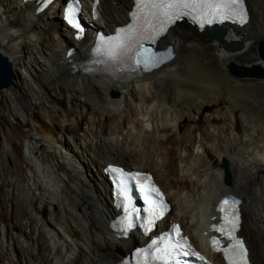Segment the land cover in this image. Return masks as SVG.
I'll return each mask as SVG.
<instances>
[{
	"label": "bare ground",
	"instance_id": "6f19581e",
	"mask_svg": "<svg viewBox=\"0 0 264 264\" xmlns=\"http://www.w3.org/2000/svg\"><path fill=\"white\" fill-rule=\"evenodd\" d=\"M66 1L36 13L34 0H0V52L14 74L0 91L8 112L0 128L2 205L12 209L0 264H119L121 250L142 241L110 228L117 210L103 172L108 162L149 171L172 206L167 219L200 249L218 199L240 196V234L252 264H264V104L241 94L264 89V81L226 71L230 64L264 69L256 52L264 0H245L246 23H222L224 39L239 48L202 42L212 25H175L157 45L170 47L171 57L129 80L87 68L95 31L130 21L135 0H82L81 33L63 20ZM215 104L226 109L194 118ZM184 118L195 126L185 128ZM218 161L228 163L229 187Z\"/></svg>",
	"mask_w": 264,
	"mask_h": 264
},
{
	"label": "snow or ice",
	"instance_id": "6c2138e0",
	"mask_svg": "<svg viewBox=\"0 0 264 264\" xmlns=\"http://www.w3.org/2000/svg\"><path fill=\"white\" fill-rule=\"evenodd\" d=\"M135 5L137 11L133 13V16L137 20V24L120 29L118 35L108 40L101 37V48H98L97 51L103 50V53L112 60L131 54L135 58V64L138 67L143 65L145 70H150L156 66L159 59L156 54L149 52V50H141L142 40L150 39L154 42L156 34L162 32L166 24L173 22L182 15L195 13L193 18H198L202 26L205 22L211 23L213 19H236L241 23L246 22L244 0H135ZM69 21L73 23L74 27L80 29L81 32L83 31L79 23L73 19L71 11L69 12ZM141 26L143 33L140 31ZM112 171L120 176L122 184L126 183L128 174L119 169ZM133 178L138 180L140 191L144 193V198L149 204L151 218L148 220L147 226L151 227L157 218L163 216L162 194L154 185L147 183L150 181V177L141 178L140 174H136ZM153 196L157 198L155 201L152 199ZM222 203L227 206L229 213H234V205L238 202L232 201L230 204V201L225 199ZM221 211H225V208L222 207ZM225 221V226L214 227V230L223 232L230 240L234 241L232 245L234 251H231V255L235 256L236 259H232L230 264H248L247 250L244 248L243 241L234 236L238 226V215H233L231 220L226 215ZM127 227H132L130 218ZM165 241V247L158 249L160 255L156 257L157 260H162L167 264L168 260L171 259L173 264H182L178 257L191 254L190 250H186L190 249V245H188L186 238L180 236L178 225L174 226L173 233L165 237ZM217 243L218 241L213 240L214 245Z\"/></svg>",
	"mask_w": 264,
	"mask_h": 264
},
{
	"label": "water",
	"instance_id": "95a60500",
	"mask_svg": "<svg viewBox=\"0 0 264 264\" xmlns=\"http://www.w3.org/2000/svg\"><path fill=\"white\" fill-rule=\"evenodd\" d=\"M185 22L179 21L175 25L177 26H183ZM174 25V26H175ZM173 27V26H172ZM225 27L221 23H214L212 27L210 28V32L206 34V36L202 37V41H211L212 39H216L225 49L229 50H234L239 48L241 45L236 42H227L224 39V34H225ZM162 49H165L169 51L170 47L168 46H163L161 47ZM257 53L259 57L264 60V38H262L258 44H257ZM172 52L170 51V54H168V57H171ZM229 71L235 75L238 76H244V75H252V76H259V77H264V69L261 68L260 66L257 65H252L251 67L245 66H238L236 64H230L229 65ZM75 73V72H74ZM14 78V74L12 71V65L11 62L8 60V58L3 55L0 52V90L8 87L12 84ZM111 96H117L118 93L116 91H111L110 92ZM222 167L224 169L225 175H224V180L226 183H229L231 180V175L228 170V163L224 161L222 163ZM124 252H122V255Z\"/></svg>",
	"mask_w": 264,
	"mask_h": 264
},
{
	"label": "rangeland",
	"instance_id": "374dc122",
	"mask_svg": "<svg viewBox=\"0 0 264 264\" xmlns=\"http://www.w3.org/2000/svg\"><path fill=\"white\" fill-rule=\"evenodd\" d=\"M118 11L115 13V15H117ZM180 27H182V26H180ZM204 34H207V33H204ZM201 41H202V39H201ZM192 45H195V46L199 47L195 43H193ZM256 52H257V44H256ZM195 53H196V51H195ZM203 57L206 58L205 55H203L202 58ZM251 66H252L251 64H248V67H251ZM226 71L228 72V74L233 75V76H237V77H250V78H254V79H257V80L264 81V77L252 76V75H244V76L235 75V74H233V73H231L229 71V66L226 67ZM250 89H249V91L248 90H242L241 91V94L243 93L242 94L243 96L245 94H247V95L249 94L248 97H250V98H248V99L253 104H264V89L255 88V87L254 88H250ZM227 102H228V100H227ZM221 107H223V110L226 109V105L225 106H219L218 104H215L214 106H209L208 105V106H206L204 108L203 114L197 115L194 118L196 120H199V121H202L203 122V121H205L206 117H208V116H216L217 115V112L221 109ZM7 114H8V112L6 110L5 102L3 101V99L0 98V128H1V126H4L5 125V122H6V119L5 118H6ZM11 122L14 125L19 124V121L17 119H14V118H11ZM76 122L78 124H80V122L78 121V118L76 119ZM194 122L195 121H192V123L191 122H188V120L186 118L182 119V124L185 125V128H188V127H191V126H195V123ZM24 129L27 130V128H23V129L21 128L20 130H18L17 135L20 136L21 132ZM15 140L16 139H15V136H14V141ZM114 159H116V158H114ZM222 162L223 161H218L217 164L219 166H222ZM261 172L264 173V171H261ZM224 175H225V172H224V169H223V176H222L223 178H222V181H223V183L226 186L229 187L230 184L228 185V183L225 182ZM5 189H6L5 184L2 182V180H0V258H1L0 260H2V257H1V254H2L1 244H2V240H3V228H4V226L10 225V223L8 222V220H9V216L11 215V211H12L11 207H8L7 208V207H5V206L2 205V199H3V196L5 195ZM37 206L38 207H42V204L41 203H38ZM121 252H124V251L121 250ZM4 257L7 258L8 256L5 255Z\"/></svg>",
	"mask_w": 264,
	"mask_h": 264
}]
</instances>
